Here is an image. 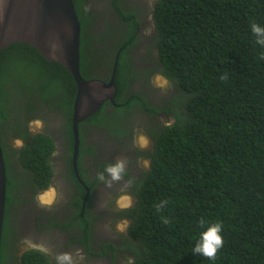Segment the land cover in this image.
Returning <instances> with one entry per match:
<instances>
[{"label": "trees", "instance_id": "16d2710c", "mask_svg": "<svg viewBox=\"0 0 264 264\" xmlns=\"http://www.w3.org/2000/svg\"><path fill=\"white\" fill-rule=\"evenodd\" d=\"M73 1L82 25V75L100 78V67L92 71L89 62L98 56L99 66L109 70L102 79L109 81L120 52L115 101L122 108L108 102L81 122L84 143L87 125L120 129L116 116L123 108L139 103L147 111L155 109L138 94L125 95L133 76L126 73L125 59L127 48L136 46V15L113 0L130 26L123 41L114 40L106 48L97 43L104 38L92 32L94 15L86 11L84 0ZM149 8L153 25L148 62L154 61L155 72L179 92L171 96L166 111L173 122L151 132L149 168L134 192L135 206L125 211L132 217L129 232L134 240L125 246L133 264H264V46L255 43L251 31L254 22L264 27V0H154ZM76 94L72 73L36 47L14 43L0 52V142L7 170L0 264H50L35 249L20 258L7 253L11 207L17 199L11 189L50 186L55 141L45 132L32 133L30 123L44 118L49 124L53 114L59 115L63 122L58 127L74 148ZM16 140L23 144L17 146ZM79 170L85 184L93 187L96 179L86 178L80 163ZM214 222L222 224L224 243L210 260L193 248Z\"/></svg>", "mask_w": 264, "mask_h": 264}, {"label": "flooded vegetation", "instance_id": "af4514ba", "mask_svg": "<svg viewBox=\"0 0 264 264\" xmlns=\"http://www.w3.org/2000/svg\"><path fill=\"white\" fill-rule=\"evenodd\" d=\"M146 1L118 2L123 11L132 12L140 22L137 28L136 46L130 45L127 48L128 59H125V64H128V67L125 70L127 74L133 76L130 78V85L125 95L126 97L131 94L140 95L155 111H147L139 103H134L121 111L122 115L118 117L120 129L117 126L93 125L83 128L84 143L79 145L77 160L79 175L80 163L84 168L85 177L92 178V181L96 179L93 187L86 184L90 189L88 195L75 173L74 148L71 149L69 139L64 135L62 128L58 127L63 122L62 117L60 121L50 120L49 124L45 123L44 118H40L42 128L31 132H45L54 138L55 150L50 157L53 171L50 186L56 187L55 199L50 206L41 205L38 200V196L44 194L50 186L47 189H40L37 185L21 184L11 189L12 196L17 198L18 202L16 199V203L11 207L13 218L8 225V238H6L8 254L14 252L17 258H20L26 251L35 249L41 252L50 264H57L56 255L66 252L72 254L77 264L134 263L130 248L125 246L127 241L134 240L129 232L132 217L125 214V211L135 206L134 192L139 186L138 182L144 177L145 169L149 168L150 160L147 154L152 153L154 143L151 132L163 128L174 119L166 111L173 98L171 96L179 92L173 90L168 93V89L159 90L155 82L156 75L165 76L155 72L158 68L154 61L148 62L147 49L151 48V33H142L143 37L140 34L141 29L144 31L142 26L153 25V18L145 19L147 14L152 15ZM84 2L86 11L94 15L91 22L92 32L104 38L103 42L97 43L109 48L114 40L123 41L126 38L130 22L121 17L113 5V0H84ZM94 3L99 5L95 6ZM108 31H112V34L110 35ZM98 67L101 69L98 75L100 78L96 77V79L104 80L102 77L106 79L109 70L105 71L103 66ZM166 79L172 84L168 78ZM114 105L122 108V104ZM143 139L146 143L144 146ZM20 141L23 144V141ZM120 158L127 160L125 174L122 180L112 182L109 187L106 182L98 179V175L104 173L105 179L108 180L105 169ZM79 201L82 203L79 204ZM25 214L31 221L27 229L20 222ZM20 239L22 241L18 243ZM43 248L48 249L47 254L41 250ZM19 262L9 260V264H20Z\"/></svg>", "mask_w": 264, "mask_h": 264}, {"label": "water", "instance_id": "95a60500", "mask_svg": "<svg viewBox=\"0 0 264 264\" xmlns=\"http://www.w3.org/2000/svg\"><path fill=\"white\" fill-rule=\"evenodd\" d=\"M82 25L73 0H0V52L14 43L36 47L52 62L72 73L77 94L73 105L74 169L79 181L77 160L80 145L79 124L97 112L106 102L116 104L115 77L120 52L114 59L109 81L86 79L81 73ZM7 200V170L0 142V252L3 241Z\"/></svg>", "mask_w": 264, "mask_h": 264}, {"label": "clouds", "instance_id": "9594fccd", "mask_svg": "<svg viewBox=\"0 0 264 264\" xmlns=\"http://www.w3.org/2000/svg\"><path fill=\"white\" fill-rule=\"evenodd\" d=\"M251 31L257 37L255 43L264 46V27H261L259 24L254 22L251 25ZM93 78L94 77L90 79ZM225 78L226 76L221 77V79H225ZM107 103L108 102H106L104 105H107ZM126 164H127V160L125 158L118 159L115 163L110 164L105 169L109 179L108 180L105 179L104 173H100L98 175V179L106 182V184L110 187L112 182H118L122 180L123 175L125 174L126 171ZM48 193L52 194L51 199H45V196L48 195ZM48 193L41 194L40 196H38V200L41 205L50 206L53 203V200L55 199V189H49ZM164 222L167 223V220H165ZM204 223H205L204 220L200 221L201 226H203ZM221 232H222V224L216 222L212 223L209 227H207V229L204 232L200 234V239L195 244V247L193 248V253H195L196 255H201L203 257H206L210 260L215 259L217 252L219 251V249L223 247V243H224ZM41 250L44 251L45 254L48 253L47 248H43ZM55 259L57 261V264H77V262L73 260L72 254L67 252L57 254Z\"/></svg>", "mask_w": 264, "mask_h": 264}, {"label": "rangeland", "instance_id": "374dc122", "mask_svg": "<svg viewBox=\"0 0 264 264\" xmlns=\"http://www.w3.org/2000/svg\"><path fill=\"white\" fill-rule=\"evenodd\" d=\"M148 4H149V6L154 2V0H147L146 1ZM140 4V3H139ZM94 5L96 6V5H99V3H94ZM150 17L152 18V15L151 16H149V14H147L146 16H145V19H147V20H150ZM142 28H144V31H142V29H141V37H143L142 35L143 34H150V31L152 30L151 28V26L150 27H147V26H142ZM100 31V30H99ZM143 33V34H142ZM140 36V35H139ZM142 41L144 40V38H142L141 39ZM144 43H145V40H144ZM102 59V58H101ZM100 59V60H101ZM99 59H98V56H91L90 58H89V62L93 65V67H92V71L94 70V69H96V67H98L99 66V61H100ZM155 82L157 83V86L160 88L159 90H167V91H169L168 93H171V92H173V90H175L176 91V89H174V86L172 85V84H170L169 83V81L166 79V77H162L161 75H156L155 76ZM170 85V86H169ZM170 89V90H169ZM158 90V91H159ZM169 96V95H168ZM122 114H121V112H119V115H117L116 117H119L120 118V116H121ZM52 116H54V121H60V118H59V115H52ZM118 119V118H117ZM173 120L174 119H171L169 122H168V124H170V123H172L173 122ZM40 128H42V122L40 121V120H34V121H32L31 122V130L32 131H38L37 129H40ZM15 143H16V145L17 146H21V141L20 140H16L15 141ZM142 144H143V146L144 145H146V143L144 142V139L142 140ZM56 187L54 186H50L49 187V189H55ZM48 189V190H49ZM48 190L45 192V193H48ZM44 193V194H45ZM55 194H56V191H55ZM22 215V214H21ZM20 215V216H21ZM18 218H19V216H18ZM20 219V218H19ZM20 222H21V224L24 226V227H26V229H27V227H28V223H31V221H30V218H29V216L27 215V214H25L24 216H23V219H21L20 220ZM21 241H22V239H20V240H18V243H21Z\"/></svg>", "mask_w": 264, "mask_h": 264}, {"label": "bare ground", "instance_id": "6f19581e", "mask_svg": "<svg viewBox=\"0 0 264 264\" xmlns=\"http://www.w3.org/2000/svg\"><path fill=\"white\" fill-rule=\"evenodd\" d=\"M51 198H52V194L51 193H48V195L45 196V199H51Z\"/></svg>", "mask_w": 264, "mask_h": 264}]
</instances>
